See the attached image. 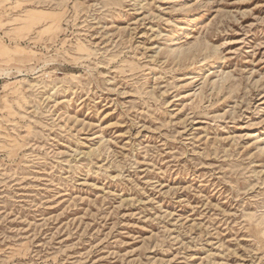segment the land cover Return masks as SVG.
Here are the masks:
<instances>
[{
    "label": "rangeland",
    "instance_id": "rangeland-1",
    "mask_svg": "<svg viewBox=\"0 0 264 264\" xmlns=\"http://www.w3.org/2000/svg\"><path fill=\"white\" fill-rule=\"evenodd\" d=\"M3 69L0 264H264V0H0Z\"/></svg>",
    "mask_w": 264,
    "mask_h": 264
},
{
    "label": "bare ground",
    "instance_id": "bare-ground-1",
    "mask_svg": "<svg viewBox=\"0 0 264 264\" xmlns=\"http://www.w3.org/2000/svg\"><path fill=\"white\" fill-rule=\"evenodd\" d=\"M196 24V23H195ZM185 43L190 46V45H194L197 42V38L195 36V33H193V28L191 27L190 29H188V31L186 32V37H185ZM183 46V45H182ZM189 49V48H188ZM177 51L179 52H184L182 47L179 46L176 48ZM173 52V51H172ZM182 54V53H181ZM11 70L10 69H6V70H0V78H4L7 77L10 74ZM18 72L20 74H23L22 70H18Z\"/></svg>",
    "mask_w": 264,
    "mask_h": 264
}]
</instances>
